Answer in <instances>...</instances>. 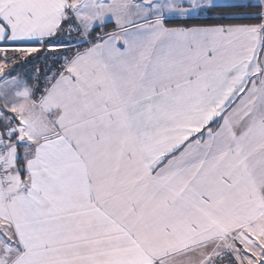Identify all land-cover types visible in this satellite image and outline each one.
Listing matches in <instances>:
<instances>
[{"label":"snow or ice","instance_id":"obj_1","mask_svg":"<svg viewBox=\"0 0 264 264\" xmlns=\"http://www.w3.org/2000/svg\"><path fill=\"white\" fill-rule=\"evenodd\" d=\"M0 264H264V0H0Z\"/></svg>","mask_w":264,"mask_h":264}]
</instances>
